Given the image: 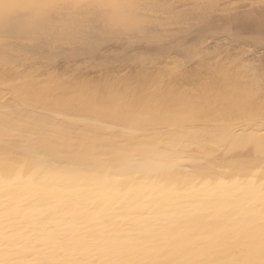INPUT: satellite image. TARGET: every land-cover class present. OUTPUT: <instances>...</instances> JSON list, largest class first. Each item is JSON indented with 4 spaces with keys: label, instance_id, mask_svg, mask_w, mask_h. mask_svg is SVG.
Returning <instances> with one entry per match:
<instances>
[{
    "label": "bare ground",
    "instance_id": "bare-ground-1",
    "mask_svg": "<svg viewBox=\"0 0 264 264\" xmlns=\"http://www.w3.org/2000/svg\"><path fill=\"white\" fill-rule=\"evenodd\" d=\"M0 264H264V0H0Z\"/></svg>",
    "mask_w": 264,
    "mask_h": 264
}]
</instances>
